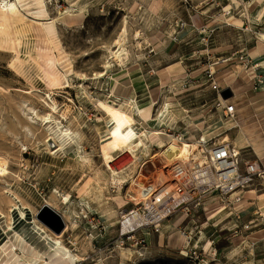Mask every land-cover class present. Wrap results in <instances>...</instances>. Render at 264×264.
<instances>
[{
  "label": "rangeland",
  "instance_id": "374dc122",
  "mask_svg": "<svg viewBox=\"0 0 264 264\" xmlns=\"http://www.w3.org/2000/svg\"><path fill=\"white\" fill-rule=\"evenodd\" d=\"M26 3L23 22L0 31V157L8 163L7 172L0 173V228L17 246L15 257L2 253L0 258L46 264L42 258L34 261L43 252L54 264L61 254L53 260L40 239L15 235L16 225L24 218L29 224L48 205L66 218L67 227L57 235L74 257L67 264H198L192 253L183 252L188 245L205 249L208 264H264V241L252 233L263 227L254 220L264 216L248 203V191L233 204H195L188 213L125 233L124 215L144 199L136 193L143 184L162 182L173 161L157 147L155 135H149L148 151H139V158L126 148H108L107 154L104 144L114 123L101 103L114 101L131 111L136 131L152 124L162 130L176 126L189 142L206 135L210 145L229 141L239 148L240 127L213 105L219 95L208 73L213 71L221 86L240 73L232 70L240 62L232 53L249 46L264 28V22L243 21L247 8L248 18L255 19L264 1ZM45 50L62 74L58 82L44 73ZM160 162L166 164L163 174Z\"/></svg>",
  "mask_w": 264,
  "mask_h": 264
},
{
  "label": "built area",
  "instance_id": "2783aa9c",
  "mask_svg": "<svg viewBox=\"0 0 264 264\" xmlns=\"http://www.w3.org/2000/svg\"><path fill=\"white\" fill-rule=\"evenodd\" d=\"M229 13L231 8L224 12L225 15ZM208 77L212 88L219 95L213 105L221 110L226 119L236 123V105L222 98L224 88L213 76V71L208 73ZM258 82L262 83L263 80L259 79ZM164 131L180 142L186 140V134L178 131L176 126ZM211 139L201 135L196 140L197 152L167 166L162 182L143 184L140 190L145 193L142 204L127 212V215L140 219L129 232L156 225L180 211L188 213L195 204L207 205V208L210 203L216 202L233 204L245 196L250 185L256 181H264V165L258 156L255 159H244L240 149L229 141L210 145ZM186 233L183 230V234ZM185 251L186 255L192 253L196 263L208 264L205 249L198 250L188 245L183 252Z\"/></svg>",
  "mask_w": 264,
  "mask_h": 264
},
{
  "label": "bare ground",
  "instance_id": "6f19581e",
  "mask_svg": "<svg viewBox=\"0 0 264 264\" xmlns=\"http://www.w3.org/2000/svg\"><path fill=\"white\" fill-rule=\"evenodd\" d=\"M26 1L29 0H17V2H13L12 0H1L0 2V31L6 30L10 27H13L16 24H20L24 20V12L22 11L25 8ZM243 1V0H242ZM41 0H30L32 5H39ZM22 7V9H21ZM230 4L225 6L226 11L230 9ZM246 14L250 16L249 10L247 8ZM19 29V28H18ZM18 31L16 30V33ZM44 55L46 56V65L47 67L44 68V73L50 77L51 80L54 82H58L60 78H62V74L58 71L55 63V58L52 55L50 50H45ZM113 95V93H112ZM127 102L131 105L134 103V99H128ZM103 106L107 109L108 113L113 119L114 127L110 130L108 137L106 138L104 149L106 153H109L108 148L115 149V150H122L124 148L129 151L133 157L139 158L140 155L138 154L139 151L146 152L148 151L147 142L149 141V135H155L160 138V142L157 147H162L163 155L169 161H176L182 158H188L191 154H195L197 152L196 143L189 142L187 140H182V142L173 139L169 136L164 130L160 128H156L155 125H149L150 129L145 130H138L136 131V127L134 126L136 123V118L134 114L129 110H124L120 108L114 101L109 102H101ZM134 106V105H133ZM61 134L64 136H70V132H67L61 128ZM59 147H61L59 145ZM199 154V152H198ZM163 163L159 166L161 173L163 174V170L166 166L165 162H160L159 164ZM7 161L0 157V173L4 174L7 172ZM146 172H149V169H145ZM141 180L140 182H142ZM140 198H142L145 193L137 192L136 193ZM69 200V196H65L64 203H67ZM264 211V207H263ZM24 217L25 212H15V216ZM63 222L64 228L67 227L65 215L60 214ZM125 220L123 221V229L125 233H128V230L135 227L140 219L138 220L136 216L131 215H124ZM26 219L24 218L23 221ZM21 222V224L16 225V237L28 239L31 241L32 239H40L44 243H46L52 252L50 253V258L54 260V255L61 254L60 257L57 259L55 258V262L58 264H67L70 260H74V257L70 254V251L61 246V240L58 239V233H51L46 231V227L41 225L39 222L41 221L38 218V213L36 217L29 221V224L25 222ZM37 221V222H36ZM35 237V238H34ZM9 243V247H7ZM7 249L9 251L7 252ZM17 250V246L15 243H11L8 241V238L5 236L2 228H0V255L3 253L8 254L10 257H15V253ZM44 254L43 252H41ZM37 254L34 258V261L37 259L42 258V261L46 264H50V260H45V255ZM10 257L0 258V264H9ZM16 258L14 259V263L16 262ZM21 263V262H20ZM16 263V264H20Z\"/></svg>",
  "mask_w": 264,
  "mask_h": 264
},
{
  "label": "crops",
  "instance_id": "0c3cea01",
  "mask_svg": "<svg viewBox=\"0 0 264 264\" xmlns=\"http://www.w3.org/2000/svg\"><path fill=\"white\" fill-rule=\"evenodd\" d=\"M195 16L192 15V21L194 22ZM245 17L247 20H243L244 24L248 22L260 25L264 22V8L255 19L248 18L249 16ZM209 18L217 19V16L211 15ZM201 19L199 20L201 21ZM261 30L258 34H255V40L249 46L244 45L241 49H237L232 53L233 60L240 61L235 63L232 70L233 72L240 71V73H236V77L234 76L230 83L222 85V87L231 89L232 96L227 99V102L235 104L237 107V122L233 126L240 127L237 133L239 149L249 151L254 157L258 156L264 165V43L261 40L263 39L262 36L264 37V28H261ZM230 60L231 58L228 61ZM259 79H262L263 82L259 83ZM242 158L247 159L243 156ZM260 185L262 186L259 188ZM247 193L248 203L260 207L258 211L260 215L264 216L262 209L264 207V181H256L250 185ZM259 220L263 223V227L255 229L252 233L259 232L256 240L262 242L264 241V217L254 220L253 223L258 225ZM231 246L229 245L228 248Z\"/></svg>",
  "mask_w": 264,
  "mask_h": 264
},
{
  "label": "water",
  "instance_id": "95a60500",
  "mask_svg": "<svg viewBox=\"0 0 264 264\" xmlns=\"http://www.w3.org/2000/svg\"><path fill=\"white\" fill-rule=\"evenodd\" d=\"M221 96L224 99L231 97V89L224 88L221 92ZM38 218L57 233H60L64 228V222L61 216L48 205L42 207L40 214H38Z\"/></svg>",
  "mask_w": 264,
  "mask_h": 264
}]
</instances>
